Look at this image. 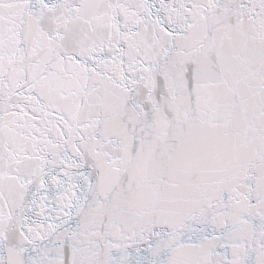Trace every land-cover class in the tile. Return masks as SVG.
Masks as SVG:
<instances>
[{
	"label": "snow or ice",
	"instance_id": "1",
	"mask_svg": "<svg viewBox=\"0 0 264 264\" xmlns=\"http://www.w3.org/2000/svg\"><path fill=\"white\" fill-rule=\"evenodd\" d=\"M0 264H264V0H0Z\"/></svg>",
	"mask_w": 264,
	"mask_h": 264
}]
</instances>
